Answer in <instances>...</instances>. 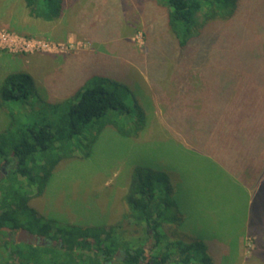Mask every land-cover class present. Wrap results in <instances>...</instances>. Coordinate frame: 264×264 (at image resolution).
Wrapping results in <instances>:
<instances>
[{
	"label": "rangeland",
	"instance_id": "rangeland-1",
	"mask_svg": "<svg viewBox=\"0 0 264 264\" xmlns=\"http://www.w3.org/2000/svg\"><path fill=\"white\" fill-rule=\"evenodd\" d=\"M168 11L157 0H63L46 20L25 0H0V85L24 71L37 88L15 104L35 112L101 74L127 85L132 119L135 103L146 116L138 135L108 125L90 156L61 159L31 204L61 221L117 225L128 243L139 232L124 195L133 166H148L166 174L184 217L174 227L207 243L208 264H264V0H238L233 17L200 25L185 47ZM9 124L0 103V131Z\"/></svg>",
	"mask_w": 264,
	"mask_h": 264
},
{
	"label": "trees",
	"instance_id": "trees-1",
	"mask_svg": "<svg viewBox=\"0 0 264 264\" xmlns=\"http://www.w3.org/2000/svg\"><path fill=\"white\" fill-rule=\"evenodd\" d=\"M25 2L32 16L46 20L59 16L63 7V0ZM157 2L169 8L168 24L181 47L199 35L200 25L216 18H231L238 9V0ZM126 91L127 85L120 81L94 74L73 95L27 113L26 107L15 102L37 95L32 76L14 71L3 78L0 103L9 113L10 124L0 131V171L4 163H9L8 172L0 179V264L209 263L207 243L187 237L174 227L184 217L178 210L179 217L173 214L177 206L166 174L148 166H133L124 195L127 217L139 232L128 243L118 234L117 225L84 226L61 221L46 217L31 204L33 188L42 194L61 159L76 151L90 156L106 126L112 125L128 136L138 135L145 127V111L139 103H135L136 117L132 119ZM4 226L26 227L57 242L16 243ZM149 240L152 242L147 248ZM120 250L124 253L118 256Z\"/></svg>",
	"mask_w": 264,
	"mask_h": 264
},
{
	"label": "flooded vegetation",
	"instance_id": "flooded-vegetation-1",
	"mask_svg": "<svg viewBox=\"0 0 264 264\" xmlns=\"http://www.w3.org/2000/svg\"><path fill=\"white\" fill-rule=\"evenodd\" d=\"M9 165L8 162L4 163L1 167V171L0 173L2 174V177L8 172L7 170V166ZM1 177V178H2ZM0 178V179H1ZM4 228L10 233V236L14 239V241L16 243H21V242H25V243H29V244H55L57 241L56 239L54 238H49L50 236L48 235H45V234H42V233H38V232H35L39 237H38V241L36 242H27L25 241L24 239H21L20 237V230L22 227H19V228H12V227H9V226H4ZM34 232V231H33ZM60 243V242H59ZM120 251H118V254H119Z\"/></svg>",
	"mask_w": 264,
	"mask_h": 264
},
{
	"label": "water",
	"instance_id": "water-1",
	"mask_svg": "<svg viewBox=\"0 0 264 264\" xmlns=\"http://www.w3.org/2000/svg\"><path fill=\"white\" fill-rule=\"evenodd\" d=\"M2 177V174L0 173V178ZM20 237L21 239H24L27 242H36L38 241V235L31 231L30 229L26 228V227H22L20 230Z\"/></svg>",
	"mask_w": 264,
	"mask_h": 264
},
{
	"label": "built area",
	"instance_id": "built-area-1",
	"mask_svg": "<svg viewBox=\"0 0 264 264\" xmlns=\"http://www.w3.org/2000/svg\"><path fill=\"white\" fill-rule=\"evenodd\" d=\"M45 45L49 46V45H50V43H47V42H46V43H44V42H43V43L41 44V47H43V48H44V47H45Z\"/></svg>",
	"mask_w": 264,
	"mask_h": 264
}]
</instances>
